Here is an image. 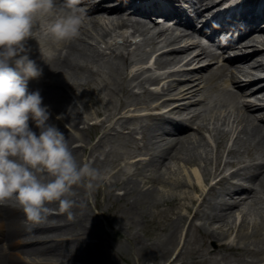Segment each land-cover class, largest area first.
Returning <instances> with one entry per match:
<instances>
[{
	"label": "bare ground",
	"instance_id": "obj_1",
	"mask_svg": "<svg viewBox=\"0 0 264 264\" xmlns=\"http://www.w3.org/2000/svg\"><path fill=\"white\" fill-rule=\"evenodd\" d=\"M109 1L111 0H80L78 7L84 9V17L79 32L87 30L85 34L94 36L92 30L97 27L111 26L112 28H133L134 32H139L140 35L148 32L150 28L156 29L154 35L148 40L154 42L155 39L162 37L169 48V50L158 55L156 59L158 66L176 62L180 53L188 51L192 46L198 44L194 41L185 42L184 45L178 44L184 34H174V31L180 29V26L186 27L194 24V19L188 17L179 8V0H164L162 8L157 11L155 16H144L125 11L120 5L108 6L110 5ZM216 4L217 2L211 0H194L190 1L189 6L192 10H197L195 19H198L199 14L209 12ZM204 10L205 12H203ZM261 12H264V10ZM261 12L249 16L247 19V24L250 26L248 30L231 38L223 48L229 46V51L236 52V50H239L238 43L243 44L241 46L245 45V49H250L255 42H261L263 48L252 49L249 54L237 55L232 60L238 59L240 62L234 65L229 63L235 54L232 53V57L224 61L222 66H205L187 72H195L193 73L195 77L190 81L191 85L182 91L186 101L172 109L176 110L177 113L179 112L185 119L172 124V129L167 134V140L161 147L156 145L155 132L160 129L162 119L159 117L148 118L149 121L143 126L144 135L140 146L141 155H144V158H137L131 162L132 165L138 167L136 171H130L126 176L117 177L114 180L113 184L118 185L119 189L122 190V195L118 198L124 200L121 211H123L122 214L127 224H136L140 218L143 220L146 209L150 206H157L161 201L160 199H168L170 203L179 205L178 207H182L185 211L184 214H177L170 231L164 237L156 236L151 242L143 243L139 247L140 251L146 250L151 255V264H173L174 262L176 264H186L181 256L184 245L188 242L191 229L195 228L197 230V226L194 224L196 218L204 219L208 224L215 222L219 224H215L210 231L203 232L204 243L202 245L204 251L209 255V259L197 254L193 256L191 264H234L233 262L236 264H264V233L262 232L264 228V157H261L264 156V105H257L256 101L254 103L251 100L252 98L264 100V78H259L257 74V72L264 70V27H262L264 18L261 19ZM244 15L243 11H240L227 22L235 26L244 18ZM162 17L170 19L173 24L169 25L166 20L160 21L159 18ZM254 18L257 19V22L256 20L253 21ZM202 25L212 27V21L206 19ZM219 28L224 30L231 27L221 23ZM39 29L40 26L36 24L34 36L28 39L27 47L29 48V57L42 69V75L38 81L28 82L27 87L30 92L39 90L43 97V104L51 106L67 122L69 129L58 123H55V125L65 134L73 155L78 163L82 164L84 161L81 156L85 153L84 148L74 146L72 143L84 139L83 135L86 131L80 130L79 124L84 122L85 118L74 107V100H70L64 94L65 90L72 87L89 86L91 78L100 77L105 80L106 93L110 94L111 97H115L119 90L125 94V100L121 101L116 108L117 112L108 113L109 116L119 113L121 117L117 119V123L124 125L130 118L118 110L126 109L125 112H128L130 110L129 106L136 107L137 105L146 104L149 98L155 97L157 94V91L149 92L146 89L141 93H135L132 88H127L128 83L135 81L133 87H143L146 82L159 83L161 79L164 80L169 75L158 78L154 82L155 78L141 77L143 69L128 74L126 67L132 60L128 61L123 52L115 55L118 60L109 62L110 64L105 67L107 68L106 71L101 70L96 66L99 64L101 55H98L97 48L87 44V40L84 38L77 36L66 42V45H61L51 35H46L48 36L46 37L40 33ZM185 35L190 36L188 33ZM236 40L239 42H236ZM249 44L251 46H247ZM59 46L63 49H59ZM44 49H46V52L48 49L52 50L51 54L46 55ZM115 52L112 51L113 54ZM143 55L141 53L140 58H143ZM199 58L200 54H196L193 60ZM93 62L96 68L91 66ZM245 68L250 69L249 72L247 69V72H244ZM207 69L210 70V74L201 73ZM226 70L231 73L227 79L230 80L232 86H235L236 90L232 93L226 92L223 88L221 91L226 97L215 99L214 103L217 107H224L223 109H225L228 106L237 107L240 99H243L242 108L240 110L237 108V111L233 112V119L240 127L232 141L231 148L223 145V140L229 133L228 129L221 133L216 130L218 128L214 127V130H216L215 137L218 139L215 147L217 153L213 170L209 171L207 158L203 155V151H206L208 145L201 135H197L202 125L198 124L195 127L196 133L193 135L190 130L193 125L188 123L191 120H203L202 110L197 113L195 106L197 108L201 105L204 106L203 101L211 97L210 87L214 79L223 75L222 73ZM240 73L251 74L253 79L247 80L244 86H240V79L238 78ZM44 77L47 79H44ZM178 81H181V79L173 78L166 86L160 87L161 92H170ZM199 91L202 95L201 99L193 100V97L197 96ZM82 97L77 98V101H80L83 106H86L88 102H93L90 93L86 94V98ZM225 114H228V111L222 112L220 110V113H216L215 119L220 118L223 123L226 120ZM255 120L258 121L254 123ZM104 121V118H102L99 122L100 125ZM33 130H36L34 126ZM104 132L105 130H103ZM131 134L132 130H128L124 135H121V139L117 141V144L127 145ZM239 134H242L243 137ZM101 139L102 136L100 135L95 144H101ZM94 147L92 146L89 149V154L96 150V147ZM199 147L202 148V151L199 150ZM221 148H224L226 155L229 157H250V163L241 167V169L251 168L250 172L241 178L242 181L232 184L228 182L227 178L222 177L217 185L216 183L215 185H209L208 180L218 176L221 177L224 168L233 163L229 160L223 161L222 155H220ZM110 152L112 150L106 152L101 168L110 164L111 167H113V164H116L115 167L119 165L115 161V159L119 160V157L109 158L108 154ZM175 159L193 167L195 181L185 180L189 174L187 170L184 171V179H182L176 169L167 165V162ZM162 165L166 171L160 170ZM197 166L201 168V175L198 174L199 170L195 168ZM122 170L123 167L119 168L116 173L119 174ZM238 171L239 169L231 173L229 177L236 180V176H239ZM139 175L141 176L140 180L137 178ZM157 184L168 187L169 191L159 190ZM82 185L83 183L74 185L72 189L77 191L78 195L84 194ZM70 196L67 198L71 199ZM71 200L75 202L74 207L71 209V211L77 210L75 215L69 217L65 212L49 214L47 219L38 225H32L26 221L23 212L15 201L9 200L0 204V231L2 232L0 233V264H25L26 262L21 259L23 253L29 256L28 261L37 259V262L42 264H103L102 262H93V258L105 251L112 252V248L100 237L96 224L90 221L92 219L91 213L87 209L82 210L81 205L84 204V200L81 199L79 203L75 199ZM56 205H59V203L52 202L47 206L51 208L50 206L55 207ZM256 205L258 209L251 211V208ZM234 209L241 212V220L238 225L230 219ZM249 212V215L252 214L251 212L260 213V220L247 219L245 216ZM56 215L59 217L66 216L68 222L59 224ZM247 228L251 230H246ZM230 234L237 237L238 240H251L248 244L253 245L255 248L226 244L223 240ZM210 237L217 241L216 247L207 245V239ZM91 239H94V241H91ZM4 242H7L8 247L11 248L10 252L4 251L5 248L1 245ZM221 251H228L230 257ZM170 253L174 254V257L172 259L166 258ZM244 253L248 255V258H244ZM8 255L10 256L7 257ZM77 261L79 262L77 263Z\"/></svg>",
	"mask_w": 264,
	"mask_h": 264
},
{
	"label": "clouds",
	"instance_id": "obj_2",
	"mask_svg": "<svg viewBox=\"0 0 264 264\" xmlns=\"http://www.w3.org/2000/svg\"><path fill=\"white\" fill-rule=\"evenodd\" d=\"M80 0H0V203L15 201L26 221L44 222L58 202L72 216L74 201L67 197L74 185L91 191L100 170L78 163L65 134L49 123L50 112L39 90L28 81L42 75L28 53L40 16H56L48 25L58 41L79 35L84 9ZM33 126L36 129L33 130Z\"/></svg>",
	"mask_w": 264,
	"mask_h": 264
},
{
	"label": "rangeland",
	"instance_id": "obj_3",
	"mask_svg": "<svg viewBox=\"0 0 264 264\" xmlns=\"http://www.w3.org/2000/svg\"><path fill=\"white\" fill-rule=\"evenodd\" d=\"M90 42L91 41L89 40V43ZM97 81L98 79L95 80L94 84H96ZM94 84H91L90 88H75L73 89V92L85 97L88 91H91L90 95L93 98V102L90 103L91 105L89 104L90 106H88V108L90 110H102L104 112H107V107L111 109L113 106H115V104H117V101H114L110 94L106 93L100 82L96 86ZM99 97L102 98V100H99ZM49 109L51 108L49 107ZM55 115L56 114L51 109L49 123L55 124L60 122V124H65V122L62 121L59 116ZM91 133L93 134V130H91ZM84 136L88 137V134L86 133V135L84 134ZM105 141L107 142L106 139ZM106 142L105 145L107 144ZM104 147L105 146H103L102 148H98L94 152V156L98 157L97 162H95L96 160L93 161L92 157H87V154L83 157L84 162L86 161L85 159H88L89 163L92 162L93 167L100 170V172L102 171V158L105 155V152H103ZM199 148V150L202 151V148ZM131 149H133L132 145H130L129 147H120L118 144H116L115 146H113L111 157L120 156L122 157V161L127 160L129 156L127 155V151H132ZM208 152L209 147L207 146L206 151H203V155L204 153L205 155H208ZM124 153L126 156H124ZM167 165H170L171 168L176 169L179 173L181 171L179 175L180 177H182V179L184 178L183 172L190 168L188 164H185L178 159L167 162ZM107 168L108 166H104L103 171ZM127 169L130 170L132 169V167H127ZM160 170L166 171L163 165L161 166ZM98 181L99 180L93 181V183L97 186L94 188V190L91 191L86 189L84 184H86L87 181H84L82 185V191L84 192V194L81 193L78 195L77 191H74L72 189L73 192L70 196L71 199L77 200V203H79L81 199L84 200V204L81 203L82 210L87 209L91 213L92 219L90 221L96 224L98 233L102 235V239L104 240V242L112 248V252L105 251L100 255L94 257L93 262H102L103 264H142L143 262H149L151 255L148 254L146 250L140 251L139 247L143 245V243L151 242L156 236L161 238L164 237V235L170 231L172 223L177 218V214H184L185 211L182 207H178L179 205L170 203L168 199H160L161 201L157 206H150L146 209V212H148V216H145L143 220L140 218L138 223L136 224H127L122 214L123 211L119 209L120 204L123 203V200L115 199V196L113 195V188L116 186L113 185L109 189V186L104 183V180H101L102 182H100L99 184L97 183ZM156 186L159 190L165 192L169 191L168 187H163L160 184H157ZM94 202L96 203V206L94 205ZM185 202L187 203V201ZM256 209H258L257 205L252 207L251 211H254ZM239 211L240 210L234 209L231 218L229 217L236 223H239L240 221L239 218L241 213ZM76 213L77 210L72 211V216ZM251 213L252 214L249 216V218L260 220V213ZM59 222L60 224H62L63 222H67V217H60ZM194 223L199 225V228H197V230L195 228L191 229L190 236L188 237V242L184 246L183 254L181 256L186 264H191L193 256L197 254H201L203 258L209 259V255L204 251V247L202 245V243H204L203 232L210 231L212 228H214L215 224H219L218 222L208 224L204 221V219H196ZM75 230L77 229L75 228ZM262 232L264 233V228L262 229ZM230 239H232V236H228L225 242L230 243ZM247 240L238 241V243L236 244L246 246V243L251 241ZM207 245L209 247H216L217 241L210 237L207 239ZM224 253H227V251H224ZM168 256L169 254L166 256V258H168ZM24 259L27 261L28 256H26V258L24 257ZM28 262L31 264L37 263L32 261Z\"/></svg>",
	"mask_w": 264,
	"mask_h": 264
}]
</instances>
